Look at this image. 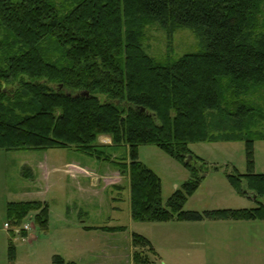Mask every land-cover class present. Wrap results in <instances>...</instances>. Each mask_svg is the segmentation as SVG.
I'll return each mask as SVG.
<instances>
[{"label": "trees", "instance_id": "obj_1", "mask_svg": "<svg viewBox=\"0 0 264 264\" xmlns=\"http://www.w3.org/2000/svg\"><path fill=\"white\" fill-rule=\"evenodd\" d=\"M154 24L170 35L191 29L197 51L176 60L150 56L144 40ZM0 31V83L12 88L0 91V149L72 148L109 162L128 179L135 222L264 220L261 203L183 210L203 179L190 143L241 140L251 167L253 143L264 140L251 130L256 117L264 121V0H81L63 14L49 0H0ZM258 92L259 101L250 99ZM101 135L110 146L96 142ZM142 144H154L190 173L165 203L160 178L137 157ZM121 145L128 158L100 150ZM226 176L238 194L264 197V174L249 168ZM31 211L45 227L48 204L39 201L7 202L6 219L18 223ZM132 245L136 264L156 255L143 235L132 233ZM8 251L12 264V245ZM52 264L63 260L56 255Z\"/></svg>", "mask_w": 264, "mask_h": 264}, {"label": "rangeland", "instance_id": "obj_2", "mask_svg": "<svg viewBox=\"0 0 264 264\" xmlns=\"http://www.w3.org/2000/svg\"><path fill=\"white\" fill-rule=\"evenodd\" d=\"M49 1L63 14L73 9L81 0ZM4 39V34L0 31V53ZM197 44V35L188 28H177L171 35L157 24L146 28L145 50L158 61H164L168 53L176 60L184 54L195 52L198 49ZM7 88L12 89L0 83V89ZM261 93L264 96V90ZM98 96L101 100L104 99V96ZM249 98L250 96L246 100ZM250 99L259 101L260 93H255ZM254 120L256 123L251 125V130L264 134V121L257 117ZM107 138L110 139L107 135L98 136L96 142L110 146L111 139L109 142ZM100 150L112 157L128 158V149L123 145L101 147ZM189 150L197 158L193 165L203 179L196 191L187 198L184 211L203 213L223 209H252L260 203L264 205V197L253 198L251 192H248V195L238 194L226 176L233 173L245 174L249 168L256 174H264V140H256L253 143L251 167L247 162L246 146L241 140L192 142L189 144ZM0 152L3 153L0 155V264L11 263L8 257L10 245L14 249L12 264H51L56 255L77 261L80 246L90 242L83 235L82 226H126V232L102 234L100 239L107 243L117 240L118 244L126 247V238H130L132 232L149 237L155 226H162L157 225L162 223H139L131 219L128 207V179L107 161L72 148L13 151L0 149ZM137 157L160 178L163 203L175 189L190 178L189 171L182 163L168 156L154 144L140 145ZM66 163L80 165L87 172L80 173L83 178L72 175L73 169L64 166ZM53 166L59 170L54 171ZM65 169L69 170L68 174L64 173ZM116 172L121 176V179L117 180L121 190L113 189V186H117L113 183L111 186L107 185L109 180L116 178ZM243 187L245 188L244 182ZM82 188L85 191L81 190ZM30 201L48 204L45 227L37 220L35 211L25 215L18 223L7 221L6 202ZM204 220L209 222L207 226L214 229L219 226L216 221ZM4 221L2 228L1 223ZM183 224L172 227L186 229L193 226ZM26 225L28 229H23ZM195 226H198L195 231L203 228L201 225ZM166 253L170 255V252ZM187 253L190 254L189 247L181 246L180 253H177L179 263L189 262ZM62 257L63 264L70 262Z\"/></svg>", "mask_w": 264, "mask_h": 264}, {"label": "crops", "instance_id": "obj_3", "mask_svg": "<svg viewBox=\"0 0 264 264\" xmlns=\"http://www.w3.org/2000/svg\"><path fill=\"white\" fill-rule=\"evenodd\" d=\"M107 141L110 142V139L107 138ZM123 146L127 147L126 145ZM0 155H3V153L0 152ZM64 166L72 168V175L76 174L81 178H83V174L80 173L86 174L87 172L84 167L75 165V163H66ZM53 170L59 169L54 167ZM68 171V169H65L64 173L68 174ZM115 175L114 180L107 182L108 186H111L112 183L118 184L117 182L121 179V176L118 172ZM81 190L85 191L84 188ZM127 190L129 200L128 185ZM128 207L130 208V203ZM252 221L228 222L227 220H216L219 223L217 229L207 226L209 222L206 220L198 222L169 221L157 224L162 226H155L149 237H146L149 239L156 255L150 253L152 254V261L146 264H181L177 255V253H180L181 246H188L190 250V254L187 253V255L189 254V262L185 264H264V224L262 223L264 220ZM256 222L258 224H255ZM4 223L5 221L1 223L2 228H4ZM176 224L193 226L186 229L173 228L172 225ZM195 225H201L203 228L195 231V227H198ZM86 227L95 226H82L83 235L90 240L89 243L91 244L80 246L77 261L65 259L60 255L65 261L74 262L75 264H136L133 262L135 248L132 245V234L130 238H126L128 242L126 247L118 244L117 240L114 243L100 241L102 234L111 233L110 235H113L114 233L100 229H86ZM124 232L126 230L116 233ZM192 249L193 252H191ZM166 252H170V255Z\"/></svg>", "mask_w": 264, "mask_h": 264}, {"label": "built area", "instance_id": "obj_4", "mask_svg": "<svg viewBox=\"0 0 264 264\" xmlns=\"http://www.w3.org/2000/svg\"><path fill=\"white\" fill-rule=\"evenodd\" d=\"M8 226V224L6 223L5 224V227H7ZM23 229H28V226L26 225V226H23Z\"/></svg>", "mask_w": 264, "mask_h": 264}, {"label": "water", "instance_id": "obj_5", "mask_svg": "<svg viewBox=\"0 0 264 264\" xmlns=\"http://www.w3.org/2000/svg\"><path fill=\"white\" fill-rule=\"evenodd\" d=\"M0 91H1V89H0ZM142 110H144V109H142ZM142 110H141V111H142ZM188 160H189V158L186 160V162H188ZM253 198H255V195H253Z\"/></svg>", "mask_w": 264, "mask_h": 264}]
</instances>
